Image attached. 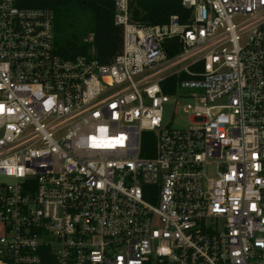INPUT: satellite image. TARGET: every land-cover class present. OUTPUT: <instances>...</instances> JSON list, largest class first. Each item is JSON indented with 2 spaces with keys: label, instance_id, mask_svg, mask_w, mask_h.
I'll list each match as a JSON object with an SVG mask.
<instances>
[{
  "label": "built area",
  "instance_id": "1",
  "mask_svg": "<svg viewBox=\"0 0 264 264\" xmlns=\"http://www.w3.org/2000/svg\"><path fill=\"white\" fill-rule=\"evenodd\" d=\"M45 1L89 0H0V264H264V0H110L108 65Z\"/></svg>",
  "mask_w": 264,
  "mask_h": 264
},
{
  "label": "trees",
  "instance_id": "2",
  "mask_svg": "<svg viewBox=\"0 0 264 264\" xmlns=\"http://www.w3.org/2000/svg\"><path fill=\"white\" fill-rule=\"evenodd\" d=\"M53 12L55 44L65 59L86 55L101 65L110 64L123 47V30L114 23V4L110 0L83 2L45 1ZM184 17L187 11L178 1L146 0L134 4L133 18L145 25L165 24L170 16ZM92 36V42L87 38Z\"/></svg>",
  "mask_w": 264,
  "mask_h": 264
},
{
  "label": "rangeland",
  "instance_id": "3",
  "mask_svg": "<svg viewBox=\"0 0 264 264\" xmlns=\"http://www.w3.org/2000/svg\"><path fill=\"white\" fill-rule=\"evenodd\" d=\"M173 107H172V103H169V105H167L166 107V112H165V122L167 123L169 121V119L172 117L173 115ZM188 120L187 117L183 114V112L180 110L178 115L176 116V118L174 119L172 126L174 127H182V126H186L188 125ZM207 173L210 177H213L215 174V168L214 167H209L207 170Z\"/></svg>",
  "mask_w": 264,
  "mask_h": 264
},
{
  "label": "snow or ice",
  "instance_id": "4",
  "mask_svg": "<svg viewBox=\"0 0 264 264\" xmlns=\"http://www.w3.org/2000/svg\"><path fill=\"white\" fill-rule=\"evenodd\" d=\"M113 107H115V105H113ZM2 110H3V106L0 105V111H2ZM106 131H107V129H105V128L100 129L101 133H104ZM123 139H124L123 137H119V138H116L115 140H109L106 142H98L96 140V137H92V145L91 146L93 148H110V147H114L116 143L122 142ZM22 171L23 170H21V174H22Z\"/></svg>",
  "mask_w": 264,
  "mask_h": 264
}]
</instances>
